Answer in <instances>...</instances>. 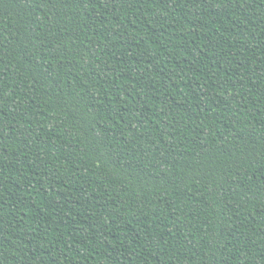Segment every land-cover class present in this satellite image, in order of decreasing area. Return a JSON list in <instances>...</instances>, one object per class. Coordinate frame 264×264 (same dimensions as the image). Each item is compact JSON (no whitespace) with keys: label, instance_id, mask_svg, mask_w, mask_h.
<instances>
[{"label":"trees","instance_id":"obj_1","mask_svg":"<svg viewBox=\"0 0 264 264\" xmlns=\"http://www.w3.org/2000/svg\"><path fill=\"white\" fill-rule=\"evenodd\" d=\"M0 264H264V0H0Z\"/></svg>","mask_w":264,"mask_h":264}]
</instances>
